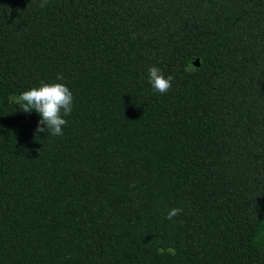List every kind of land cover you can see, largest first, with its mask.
I'll return each mask as SVG.
<instances>
[{
	"label": "trees",
	"instance_id": "obj_1",
	"mask_svg": "<svg viewBox=\"0 0 264 264\" xmlns=\"http://www.w3.org/2000/svg\"><path fill=\"white\" fill-rule=\"evenodd\" d=\"M0 264H264V0H0Z\"/></svg>",
	"mask_w": 264,
	"mask_h": 264
},
{
	"label": "clouds",
	"instance_id": "obj_2",
	"mask_svg": "<svg viewBox=\"0 0 264 264\" xmlns=\"http://www.w3.org/2000/svg\"><path fill=\"white\" fill-rule=\"evenodd\" d=\"M47 3V0H41V7ZM189 69H185L188 71ZM58 80H63L62 76L57 77ZM173 77L169 75L167 78L163 75L161 69L157 66L149 68V82L153 89L161 94L168 91L171 87ZM19 100L21 109L25 112L35 110L41 115L38 123L37 132L50 131L52 135H63V126L67 124L64 118L71 115L73 108V94L64 83L52 82L42 83L40 87H33L30 90H25L20 94ZM46 126V127H45ZM182 209L172 208L167 213V219L172 220L173 217L180 214ZM167 252L170 255H175V248L168 247L159 248L158 253L163 255Z\"/></svg>",
	"mask_w": 264,
	"mask_h": 264
},
{
	"label": "water",
	"instance_id": "obj_3",
	"mask_svg": "<svg viewBox=\"0 0 264 264\" xmlns=\"http://www.w3.org/2000/svg\"><path fill=\"white\" fill-rule=\"evenodd\" d=\"M194 63H195L196 65H198V64H199L198 59H196Z\"/></svg>",
	"mask_w": 264,
	"mask_h": 264
}]
</instances>
